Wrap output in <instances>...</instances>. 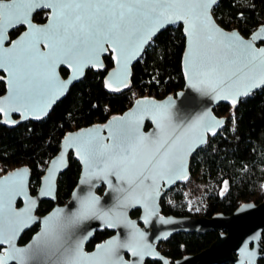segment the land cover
Masks as SVG:
<instances>
[{"label": "water", "instance_id": "95a60500", "mask_svg": "<svg viewBox=\"0 0 264 264\" xmlns=\"http://www.w3.org/2000/svg\"><path fill=\"white\" fill-rule=\"evenodd\" d=\"M219 1L215 0V3L211 5V19L215 25L225 35L238 34L243 41L251 43L257 51L264 49V23L252 31L249 37L245 36L239 29H226L214 15L213 9ZM0 2L10 3L11 0H0ZM39 10L49 12L45 22L38 23L34 19ZM51 18L52 10L47 7H38L29 15L31 24L38 28L47 26ZM177 24L183 25V32L186 36V49L182 64L185 79L183 89L163 98L141 96L126 111L110 117L106 122L87 125V127L66 133L62 138L59 152L49 161L45 175L42 177L35 194L32 193L33 174L29 165L14 168L1 175L0 190H3L5 202L10 196V185L19 186L22 183L24 194H11V208L15 213L21 214L19 218L14 219H26L27 216H30L31 219L28 220L26 226L15 232L11 244H0V247L3 248L0 256L6 255L13 246L16 249H29L35 244L37 237L43 233L46 219L58 210L63 211L65 215L75 213L80 200L92 195L97 199L98 215L82 220L70 229L72 239L81 245L82 251L88 256L97 253L101 245L108 246L109 242H118L114 245V251L111 253L112 264H146L148 259L162 261L163 264H226L227 262L232 264H259V260L264 257V242L262 241L264 201L261 203L245 202L233 214L218 213L213 217L166 216L160 212V199L163 194L178 183H188L191 179L193 155L206 145L210 137L217 136L226 127L227 117L217 116L214 108L223 102L229 105L236 104L242 97L250 96L264 86V83L261 82V73L257 69L255 72H249V79L232 89L212 91L204 85L194 87L193 84L196 81L189 74L191 38L187 34V25L183 21L166 24L157 30L131 56L126 65L123 61L121 64H117L118 53L113 52L109 44H105V50L100 54L97 63L86 64L79 73H76L74 67L68 64H56L53 74L62 87L53 85L46 88L34 95L33 99L27 103H13V90L16 87V80L13 74L6 70L7 66L0 67V71L7 76V92L0 97V107L4 108V111L1 112L3 118L0 119V122L10 128L18 126L23 121L43 120L53 111V106L67 96L75 83L85 77L89 68L96 71L104 67V57L110 52L114 60V67L108 70L104 79L105 85L111 91L127 89L131 82L132 68L140 61L151 40L162 30ZM17 28H23L22 32L17 37L11 38V33ZM27 31L28 26L23 24L9 27L6 30L3 49L11 50L12 45L18 42ZM39 49L45 54L49 51L44 43L39 45ZM257 63L259 62L257 61ZM63 68L69 73L67 77L61 73ZM245 72H248V69H245ZM162 112H166L169 117L166 128L167 134L171 135L172 139L180 137L183 148V167L171 174L170 177L157 178L154 184L151 180L145 181L144 187L132 191L126 178L122 179L114 172L104 174L100 169L86 162L85 146L89 140L103 138L105 144H112L114 137H118L123 129H135L138 134L155 140L160 135L157 122L160 120ZM14 114L19 115V119H16ZM197 122H199L198 126L194 130H189V126ZM147 124L151 125L150 128ZM70 155L80 161L82 166L79 184L72 192V197L67 204H58L46 215H38L36 212L43 201L57 202L58 179L69 167ZM122 175L123 173H121ZM101 185L106 187L103 194L97 193V189ZM146 192L150 193V196H146ZM20 201L22 204L18 206ZM135 208H139L142 213L136 219L132 218L130 214L131 210ZM36 223L40 224L37 233L26 245H21V237ZM15 226V224L12 225V227ZM103 228L116 231V233L104 243L98 244L93 252L88 253L84 249L86 242L92 239L97 230ZM208 231L217 233L216 239L209 247L176 261H170L157 246L159 242L168 241L173 235L180 232L203 234ZM4 234L6 237L11 236V229L8 225H5ZM127 244H131L132 247L120 246ZM133 251L137 254L133 255ZM126 253L130 254L131 259L125 258ZM8 264H19V261L9 260ZM28 264H33V262L29 260Z\"/></svg>", "mask_w": 264, "mask_h": 264}, {"label": "snow or ice", "instance_id": "6c2138e0", "mask_svg": "<svg viewBox=\"0 0 264 264\" xmlns=\"http://www.w3.org/2000/svg\"><path fill=\"white\" fill-rule=\"evenodd\" d=\"M215 0H11L0 2V67H6L15 80L13 103H27L44 89L59 85L55 79L56 64H68L79 73L86 64L99 61L105 44L118 53L117 64L127 61L157 30L166 24L183 21L191 38L189 74L198 85L212 91L232 89L249 79V72L257 69L264 83V49L255 50L251 43L238 34L225 35L211 19V5ZM38 7L52 10L49 24L43 28L31 24L29 15ZM18 24L28 31L12 49H3L6 30ZM44 43L48 53L40 52ZM257 61L259 63H257ZM248 69V72H245ZM62 87V85H59ZM4 108L0 107V112ZM169 117L162 112L155 140L127 128L114 137L112 144L103 138L89 140L85 146L86 162L104 174L114 172L128 180L132 191L154 184L157 178L170 177L183 167L181 138L167 134ZM199 122L189 126L194 130ZM121 173L123 175L121 176ZM135 187H132V186ZM9 199L5 202L0 190V244L9 243L15 232L26 226V219L11 208V194H24L22 183L10 185ZM146 196L150 193L146 192ZM97 199L88 195L80 200L75 213L65 215L58 210L44 221V231L29 249L14 246L0 256V264L18 260L19 264H112L111 253L118 242L101 245L97 253L88 256L81 245L72 239L70 229L91 216L98 215ZM26 215V214H25ZM107 215V214H104ZM15 224V227L12 225ZM5 225L11 236L4 234ZM132 247L131 244L120 245ZM137 253L133 251V255Z\"/></svg>", "mask_w": 264, "mask_h": 264}, {"label": "trees", "instance_id": "16d2710c", "mask_svg": "<svg viewBox=\"0 0 264 264\" xmlns=\"http://www.w3.org/2000/svg\"><path fill=\"white\" fill-rule=\"evenodd\" d=\"M213 11L223 27L237 28L247 37L264 23V0H220ZM35 19L46 21L43 12ZM21 30H13L11 38L17 37ZM185 45L183 25H172L151 40L140 61L132 68L127 89L111 91L105 85L108 70L114 67L110 52L104 57V67L96 71L89 68L85 77L75 83L43 120L24 121L10 128L0 123V177L14 168L29 165L35 193L49 161L59 152L62 138L68 131L98 120L106 122L119 115L131 107L137 93L155 92L157 98H163L183 89ZM61 73L65 77L69 75L65 68ZM4 91V82L0 79V94ZM214 111L217 116L227 117L228 123L193 155L189 182L178 185L163 198V212L168 215L213 217L218 213L233 214L245 202L264 201V86L252 95L242 97L236 104L220 103ZM147 125L150 128L151 125ZM70 161L58 183L57 195L61 204L71 196L81 173L80 161L72 156ZM53 205L52 201L46 200L40 210L46 213ZM37 228L28 230L20 243L32 237ZM108 233L107 230L100 231L96 239H103ZM216 237L215 231L203 234L180 232L159 246L167 258L176 261L203 251ZM258 263L264 264V257ZM147 264L162 262L149 260Z\"/></svg>", "mask_w": 264, "mask_h": 264}, {"label": "flooded vegetation", "instance_id": "af4514ba", "mask_svg": "<svg viewBox=\"0 0 264 264\" xmlns=\"http://www.w3.org/2000/svg\"><path fill=\"white\" fill-rule=\"evenodd\" d=\"M39 12H43V17L47 20V17L49 16V12L48 11H45V10H39L37 13H36V15L39 13ZM36 15H35V17H36ZM35 17H34V19H35ZM36 21H37V19H35ZM38 22V21H37ZM39 22H41V21H39ZM38 22V23H39ZM45 22V21H44ZM23 29V28H22ZM21 32H22V30H21ZM20 32V33H21ZM65 77V76H64ZM6 78H7V76H5V74L2 72V71H0V79L4 82V87H5V91L4 92H2L1 94H0V97L2 96V95H4L6 92H7V87H6ZM14 117L16 118V119H19V115H17V114H14ZM3 118V116H2V113L0 112V119H2ZM29 121V120H28ZM24 122V121H23ZM1 123V122H0ZM3 124V123H2ZM4 125V124H3ZM73 157L74 158V156L73 155H70V157ZM75 159V158H74ZM76 160V159H75ZM69 161H70V158H69ZM71 162V161H70ZM70 166V165H69ZM81 168H82V166H81ZM80 172H81V170H80ZM65 173V172H64ZM80 175H81V173H80ZM80 175H79V178H80ZM62 176V174L60 175V177ZM60 177H59V179H60ZM59 179H58V183H59ZM78 181H79V179H78ZM78 181H77V183H78ZM79 184V183H78ZM77 184V185H78ZM182 183H178L177 185H175L174 187H172V188H170V189H168V191L167 192H165L164 194H163V196L161 197V199H160V201H161V214L162 215H166V216H169V215H174V214H166L165 212H163V198L166 196V194H168V192L169 191H171L172 189H174V188H176L178 185H181ZM77 185L75 186V188L77 187ZM75 188L72 190V192L75 190ZM105 185H101V187H99L98 189H97V193H99V194H103V191L105 190ZM58 189H59V186H58ZM37 192V191H36ZM35 192V193H36ZM72 192H71V196L70 197H68V199L64 202V203H59V201H58V195H57V202H53L54 203V207L53 208H51L50 210H48L46 213H42L41 212V210H40V208L37 210V214L38 215H46L47 213H49V212H51L55 207H56V205H65V204H67L68 202H69V200H70V198L72 197ZM32 193L33 194H35L34 192H33V190H32ZM57 193H58V191H57ZM51 201V200H50ZM44 202V201H43ZM42 202V203H43ZM41 203V204H42ZM22 203H21V201L20 202H18V206H20ZM40 204V205H41ZM134 213H136V214H134ZM130 214H131V216H132V218H134V219H136L137 217H139L142 213H141V210L139 209V208H135V209H133V210H131V212H130ZM176 216V215H175ZM38 226V228H37V231L39 230V227H40V224L39 223H36V225L34 226V227H37ZM34 227H32V228H34ZM32 228H30V229H32ZM29 229V230H30ZM104 230H107L109 233L107 234V235H105L104 237H103V239H99V240H97L96 239V234L98 233V232H100V231H104ZM28 231V230H27ZM26 231V232H27ZM37 232H35L34 234H36ZM116 233V231H111V230H109L108 228H103V229H101V230H97L96 232H95V234H94V236L92 237V239L91 240H89L88 242H86V244H85V246H84V249H86V251L88 252V253H91V252H93L95 249H96V246L98 245V244H101V243H104V241H106V240H108L109 238H112L113 236H114V234ZM33 234V235H34ZM25 235V234H24ZM23 235V236H24ZM33 235H32V237H33ZM176 235V234H175ZM22 236V237H23ZM174 236V235H173ZM22 237H21V239H22ZM32 237H30L29 239H27V241L25 242V243H23L22 242V244L21 245H26L29 241H30V239L32 238ZM169 241V240H168ZM262 241L264 242V236L262 237ZM165 242H167V241H164V242H159V244L157 245L158 246V249H160L161 250V248H160V246L159 245H161L162 243H165ZM1 248V251H3V248L2 247H0ZM0 251V252H1ZM161 252H162V250H161ZM163 253V252H162ZM164 255V254H163ZM165 256V255H164ZM125 258H128V259H131L130 258V254H128V253H126L125 254ZM149 260H152V259H148L147 261H146V264H147V262L149 261ZM153 261H157V260H153ZM170 261H172V260H170ZM162 262V261H161ZM163 264V263H162Z\"/></svg>", "mask_w": 264, "mask_h": 264}, {"label": "built area", "instance_id": "2783aa9c", "mask_svg": "<svg viewBox=\"0 0 264 264\" xmlns=\"http://www.w3.org/2000/svg\"><path fill=\"white\" fill-rule=\"evenodd\" d=\"M237 29V28H236ZM141 96H149V97H156L157 98V95H156V93L155 92H147V93H137L136 95H135V97H133V102L137 99V98H140ZM99 122H101V121H95L94 123H92V124H98ZM101 123H103V122H101ZM92 124H90V125H92ZM83 127H87V126H83ZM83 127H81V128H83ZM68 132H70V131H68Z\"/></svg>", "mask_w": 264, "mask_h": 264}, {"label": "rangeland", "instance_id": "374dc122", "mask_svg": "<svg viewBox=\"0 0 264 264\" xmlns=\"http://www.w3.org/2000/svg\"><path fill=\"white\" fill-rule=\"evenodd\" d=\"M192 199H194V198H192ZM197 199H199V197L197 196Z\"/></svg>", "mask_w": 264, "mask_h": 264}]
</instances>
